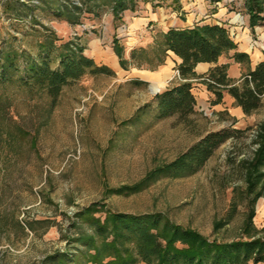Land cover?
Masks as SVG:
<instances>
[{
    "label": "rangeland",
    "instance_id": "obj_1",
    "mask_svg": "<svg viewBox=\"0 0 264 264\" xmlns=\"http://www.w3.org/2000/svg\"><path fill=\"white\" fill-rule=\"evenodd\" d=\"M196 1L134 0L115 19L114 0H0V54L15 49L21 55L13 81L0 78V264H105L111 258L97 225L110 212L162 214L210 241L264 236V166L252 179L255 187L249 185L264 97L246 115L225 102L227 93L221 104L206 101L194 80L195 113L160 118L158 96L182 82L178 66L156 82L153 76L171 61L153 70L131 58L161 38L160 28L185 26ZM217 3L205 4L201 20L222 16L237 50L264 53V26L251 28L245 0ZM41 43L81 50L113 74H87L52 104L19 81ZM57 48L42 54L53 68ZM234 52L223 60H234ZM237 64L234 81L251 63ZM222 130L232 138L200 170L169 168L203 136Z\"/></svg>",
    "mask_w": 264,
    "mask_h": 264
},
{
    "label": "trees",
    "instance_id": "obj_2",
    "mask_svg": "<svg viewBox=\"0 0 264 264\" xmlns=\"http://www.w3.org/2000/svg\"><path fill=\"white\" fill-rule=\"evenodd\" d=\"M134 5V0H114L115 19H120L121 12L129 8L133 9ZM244 8L249 16L251 28L264 26V0H245ZM54 48L57 47L41 43L38 46V59L30 57L26 59L28 61L24 70L25 77L22 76L19 80L21 85L29 90L35 89L45 93L52 104H56L64 87L87 74H113L110 68L98 66L93 59L81 53V50L78 51L67 44L57 48L59 65L53 68L46 58H42V54L46 53L48 57ZM115 48L116 54L121 59V66L126 68L127 62L123 60L122 48L116 40ZM237 48L225 26L200 24L186 28L172 27L162 34L151 48L132 52L131 58L141 57L139 64H147L153 70L165 64L169 52L181 59L178 71L182 82L158 96L160 118L178 116L182 119L195 113L194 80H200L208 92L212 93V105L221 104L224 94L227 93L243 113L249 115L262 105L264 61L254 70L249 68L241 80L234 81L228 77L229 65H219L218 62L225 54L236 51L233 58L237 63L250 64V57L246 53L238 52ZM20 57L15 49L1 52L2 81H13V76L19 72ZM199 63L216 64V66L207 75L200 76L195 72ZM232 136L229 130L206 134L169 168L174 170V174L200 170L215 151ZM260 140L256 160L249 169L250 187H255L252 183L253 177L263 175L260 167L264 166V127ZM97 227L98 234L106 241L107 257L111 258L105 264L264 263V236L232 242L210 241L197 231L172 223L162 214L131 215L110 212L105 222L102 225L98 224ZM97 256L98 253L95 257ZM93 260L97 262L99 259Z\"/></svg>",
    "mask_w": 264,
    "mask_h": 264
},
{
    "label": "crops",
    "instance_id": "obj_3",
    "mask_svg": "<svg viewBox=\"0 0 264 264\" xmlns=\"http://www.w3.org/2000/svg\"><path fill=\"white\" fill-rule=\"evenodd\" d=\"M167 1H173V0H167ZM183 0H181L182 2ZM209 4L213 7V5H218L219 3L217 2H213V0H197L194 4H190V6L192 7V9L189 10V12H187L186 15L190 16L186 23L185 26L180 27V25L176 22V25L173 26L175 28H186V27H192L194 25H200V24H209V25H221V26H229L227 23H224V18H222V16L216 14L213 15L214 16V20H201V17L203 16V12H207L206 9H208L210 6H205V4ZM197 6V7H195ZM201 13V14H200ZM217 13V12H215ZM200 14V15H199ZM191 20V22H190ZM170 28L172 27H166V29L164 28H160L159 31H157L158 33H166ZM130 29V28H129ZM133 31V30H130ZM153 38V36H150L147 38V41H151ZM238 52H242V53H246L249 57H250V68L252 70L255 69V67L260 63L264 61V53L261 52L260 50H252L250 47H248L247 49H243L240 48L239 50H237ZM235 53V52H234ZM234 54H231V57ZM167 59L169 61L172 62V66L167 63V65H164L163 67H161V69L159 70V73L155 74L153 76V80L158 82L160 80H162V78L167 75L169 72H172L173 68H177V66L181 63V59L178 58L175 54L169 52ZM219 65H224V64H228L230 65L229 71H228V76L229 78L233 79V80H237L240 78V65L235 63L234 60H223V58L221 57L219 59L218 62ZM216 66V64H210V63H199L195 69V72L200 75H207V73H209V71L214 68ZM235 70L237 71V73H234ZM167 77V76H166ZM196 88L200 94L202 95L201 97L204 98L206 101H211V99H213V95L208 92V90L206 89L205 86H203L202 84H195ZM197 99V98H196ZM225 102L229 103V104H233L235 102V100L229 96L228 94H226L225 96ZM221 106V105H219ZM218 107V106H217ZM241 109V108H240ZM242 111V110H241ZM243 112V111H242Z\"/></svg>",
    "mask_w": 264,
    "mask_h": 264
},
{
    "label": "bare ground",
    "instance_id": "obj_4",
    "mask_svg": "<svg viewBox=\"0 0 264 264\" xmlns=\"http://www.w3.org/2000/svg\"><path fill=\"white\" fill-rule=\"evenodd\" d=\"M158 90V86H154L153 88H152V91L153 92H156Z\"/></svg>",
    "mask_w": 264,
    "mask_h": 264
}]
</instances>
